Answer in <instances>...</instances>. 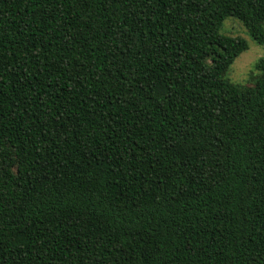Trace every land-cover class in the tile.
Returning a JSON list of instances; mask_svg holds the SVG:
<instances>
[{"label": "trees", "instance_id": "1", "mask_svg": "<svg viewBox=\"0 0 264 264\" xmlns=\"http://www.w3.org/2000/svg\"><path fill=\"white\" fill-rule=\"evenodd\" d=\"M264 0H0V264H264Z\"/></svg>", "mask_w": 264, "mask_h": 264}, {"label": "rangeland", "instance_id": "2", "mask_svg": "<svg viewBox=\"0 0 264 264\" xmlns=\"http://www.w3.org/2000/svg\"><path fill=\"white\" fill-rule=\"evenodd\" d=\"M223 35L241 36L249 43V50L240 55L231 67L229 79L236 84L249 83L256 75V63L264 57V44L257 45L248 29L236 18H227L221 29Z\"/></svg>", "mask_w": 264, "mask_h": 264}]
</instances>
